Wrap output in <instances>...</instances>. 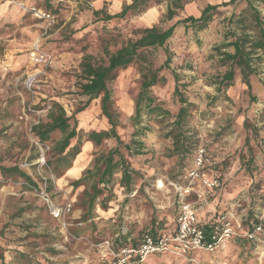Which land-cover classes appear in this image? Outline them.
I'll return each instance as SVG.
<instances>
[{
  "label": "rangeland",
  "instance_id": "374dc122",
  "mask_svg": "<svg viewBox=\"0 0 264 264\" xmlns=\"http://www.w3.org/2000/svg\"><path fill=\"white\" fill-rule=\"evenodd\" d=\"M45 1H37V5L57 16V23L47 32L40 21L14 3L18 8L16 13L8 14V11L0 15V167L18 166L33 181L0 169V255L3 256L0 264H105L98 243L113 237L121 227L133 236L153 224L158 231H174L179 195L172 183L192 166L193 150L198 145H204L212 154L216 170L226 183L217 210L233 208L242 221L264 215V61L255 64L256 73L252 77V95L257 99L251 98L238 69L234 82L224 91L219 92L213 84L228 68L219 60L217 47L232 40L227 22L234 13L230 6L222 7L204 30L186 29L179 24L164 47L142 49L133 63L118 70L110 84L113 111L119 115L116 129L124 143L121 151L138 176L133 189L126 190L119 185L118 172L106 207L101 205L102 195L93 214L85 218L88 208L84 191L91 188V183L76 189L71 183L93 167L99 155L114 148L117 141L111 138L101 145L93 143L85 153L86 164L80 173L67 171L57 177L48 160L54 143L63 135L56 132L50 141L42 143L32 130L33 125L48 120L53 101L62 104L68 116L77 118L81 133L109 130L110 123L101 109V96L77 112L88 100L80 88L85 55L106 63L105 48L116 51L133 36L134 30L152 26L166 29L189 15L198 16L208 3L227 0H184V7L173 20L163 19L172 0H164L138 15L112 20H106L105 14L120 12L132 0H92L93 6ZM245 6V3L239 5L236 13ZM258 6L264 17V4ZM95 11L103 12L96 15ZM239 23L235 20L232 27L242 32ZM243 27L256 35L250 17ZM37 43L43 52L52 55L51 65L35 63ZM166 51L172 58L169 68H163L160 73L166 81L152 86L150 93L159 107L171 115L160 118L143 113L137 121L135 104L142 70L164 65ZM176 84L189 103L190 113L182 133L192 148L183 156L175 152L173 138L168 136L181 107L174 95ZM138 131L144 136H134ZM133 139L143 143L140 153L135 146L131 152L125 147L135 145ZM87 142H83V147ZM42 189H46L52 205L72 203L71 212L60 219L54 217L52 205L40 195ZM193 199L194 196L189 197ZM207 217L203 216L205 221ZM258 245L236 237L221 251L197 252V259L200 264H217L223 260L229 264H258L255 254ZM143 264L196 263L158 254L151 255Z\"/></svg>",
  "mask_w": 264,
  "mask_h": 264
},
{
  "label": "trees",
  "instance_id": "16d2710c",
  "mask_svg": "<svg viewBox=\"0 0 264 264\" xmlns=\"http://www.w3.org/2000/svg\"><path fill=\"white\" fill-rule=\"evenodd\" d=\"M163 1L164 0H132L131 3L124 4L120 12L113 15L106 13L105 19H125L129 16H135L144 12L149 7L161 4ZM242 3H245L246 6L241 12L236 13L237 7ZM259 3L264 4V0H227L216 4L208 3L203 7L198 16L189 15L176 21L166 29L152 26L134 30L133 36L128 38L116 51L111 52L108 48H105V53L107 55L106 63L96 62L92 55H85L81 63L83 77L80 82V88L81 93L87 96L88 100L77 112L83 111L92 100L101 96V109L110 123V129L81 133L78 129L77 118L68 116L64 106L56 101L51 102L47 114L48 120L46 122L40 121L32 126L34 134L42 143L50 141L53 134L56 132H60L63 135L61 139L54 143L52 155L48 160V164L52 166L53 173L57 177H62L73 167L77 155L82 151L84 141L93 142L95 145H101L111 138L117 141V145L114 148L110 149L105 154L99 155L95 160L94 166L86 169L80 178L71 183L75 189L86 183H91V188L85 189L84 191L87 196L85 203L88 208L83 215L85 218L93 214L96 201L100 196L103 195V197L100 198L101 205L104 207L107 206L106 203L109 200V195H112L111 190L116 178L115 175L118 172L121 174L119 185L126 190L133 189L135 180L138 176V173L131 168L130 163L121 151V145L124 143L116 129L119 115L113 111V92L110 84L116 79L118 70L126 68L133 63L134 60L140 56L142 49L164 47L168 40L174 35L175 29L179 24H183L186 29L193 28L196 31L204 30L212 22L214 16L220 13L222 7L225 8L230 6L234 13L227 18V22L231 26L229 36L232 37V40L217 47L219 60L228 68L223 74L214 79L213 84L216 85V89L219 92L224 91L234 82L236 70L238 69L240 70L242 82L246 85L251 98L257 99V97L252 95V77L256 73L255 64L264 61V17L258 6ZM184 4V0H172L163 19L173 20L177 15V11L182 9ZM101 12L103 11H95V14L98 15ZM247 17L251 18V22L257 31L256 35H252V33L248 32V30L243 27V24L247 21ZM235 20L240 22L238 26L242 29V32L233 29L232 26ZM166 52L168 53V51ZM171 60V54L168 53L164 65L158 68L151 67L142 70L141 89L135 104V120L139 121L143 113L148 115L155 114L160 118L169 117L171 115L170 111L159 107L158 102H156V99L150 93L152 86L166 81V77L161 76L160 73L163 68H169L168 66ZM175 79L178 80L176 74ZM174 95L179 99L181 107L175 116L173 127L168 136L173 138L175 152L183 156L190 153L189 150L192 148V145H189L188 139L182 133L183 127L190 117L189 103L181 93L179 84L175 85ZM134 136L142 137L144 133L138 131ZM134 140L135 139L132 140V143L135 145L126 144L125 147L131 152L135 146L137 153H140L143 143L139 141L140 139L138 141ZM213 161L214 165L210 167L209 171L221 177L218 174V170H216L214 158ZM0 169L3 173L18 175L29 182H33L31 177L18 166H1ZM224 188H226L225 181L220 190L222 191ZM220 190H218L213 197H215ZM216 205L219 207V204ZM223 210L228 211V209ZM215 219H218V213L215 215L214 220ZM257 221V218H247V220L243 221V228L247 230L252 229ZM205 228L209 233L213 230V226L206 225ZM148 231L155 236L170 233L158 231L153 224L151 228L141 231L138 236H133L129 232H124L121 227V230L113 237L106 239L111 240L113 247L118 249L122 246L138 244L143 234ZM106 239H103L99 243ZM0 258L3 260L2 255H0Z\"/></svg>",
  "mask_w": 264,
  "mask_h": 264
},
{
  "label": "built area",
  "instance_id": "2783aa9c",
  "mask_svg": "<svg viewBox=\"0 0 264 264\" xmlns=\"http://www.w3.org/2000/svg\"><path fill=\"white\" fill-rule=\"evenodd\" d=\"M26 13H30L43 24L45 32L55 26L57 16L43 7L29 5L25 0H11ZM58 4L75 5L87 3L93 6L92 0H56ZM35 63L49 66L53 62L52 55L43 52L37 43L34 47ZM214 165L213 157L204 145H198L194 150L193 164L186 170V174L172 185L179 195L176 228L168 234L153 235L151 232L143 234L138 244L126 245L118 249L113 247L111 240L106 239L98 247L101 249V259L105 264H143L151 255L168 254L184 258L189 262L200 264L197 252H215L224 248L227 242L236 237H244L253 243H260L264 236V215L258 216V221L252 229H244L243 221L233 210L218 211L212 205L211 213H218V219L200 218L199 212L211 207L210 199L224 185V180L209 171ZM183 181V182H181ZM184 183V184H183ZM43 200L52 205L46 189L41 190ZM194 196L193 200H189ZM72 210V203L63 206L52 205L51 212L56 218H62ZM206 225L213 226L209 233ZM217 264H229L220 261ZM264 264V260H260Z\"/></svg>",
  "mask_w": 264,
  "mask_h": 264
},
{
  "label": "crops",
  "instance_id": "0c3cea01",
  "mask_svg": "<svg viewBox=\"0 0 264 264\" xmlns=\"http://www.w3.org/2000/svg\"><path fill=\"white\" fill-rule=\"evenodd\" d=\"M29 5H37V1H42V0H25ZM45 2H50V0H47ZM38 6V5H37ZM46 9V8H45ZM9 11V13H8ZM18 11V8L14 5H12V1L11 0H0V15H5L6 13L8 14H13L11 12H15ZM50 11V10H49ZM16 13V12H15ZM93 142L88 141L84 147L82 152L77 156L76 160H75V164L73 166V168H71L68 172L71 174H78L80 173L84 166H85V153L92 148ZM220 194H221V190L219 191V193L216 194L215 197H212L210 199V205L211 207H207L204 210L199 212V216L200 218H202L203 216L206 217L208 219H211L213 217H215V213H211L210 210L212 208V205H215V207L218 209V206L216 204H220L221 200H220ZM222 204V202H221ZM232 210L234 211V209L232 208ZM209 212V214H208ZM264 247V239H262V241L259 243V245L257 246L255 254H257V259L259 260L260 264V260H264V251H262V248ZM264 249V248H263ZM221 251V249L219 250ZM227 253L226 251H224V254Z\"/></svg>",
  "mask_w": 264,
  "mask_h": 264
},
{
  "label": "bare ground",
  "instance_id": "6f19581e",
  "mask_svg": "<svg viewBox=\"0 0 264 264\" xmlns=\"http://www.w3.org/2000/svg\"><path fill=\"white\" fill-rule=\"evenodd\" d=\"M162 186V185H161Z\"/></svg>",
  "mask_w": 264,
  "mask_h": 264
}]
</instances>
